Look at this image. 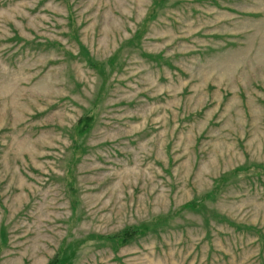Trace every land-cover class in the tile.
Instances as JSON below:
<instances>
[{
  "label": "rangeland",
  "instance_id": "obj_1",
  "mask_svg": "<svg viewBox=\"0 0 264 264\" xmlns=\"http://www.w3.org/2000/svg\"><path fill=\"white\" fill-rule=\"evenodd\" d=\"M55 257L264 264V0H0V264Z\"/></svg>",
  "mask_w": 264,
  "mask_h": 264
},
{
  "label": "trees",
  "instance_id": "obj_2",
  "mask_svg": "<svg viewBox=\"0 0 264 264\" xmlns=\"http://www.w3.org/2000/svg\"><path fill=\"white\" fill-rule=\"evenodd\" d=\"M81 120L83 121V124H82L81 128L79 129V133H83V131L85 129H87L88 123L91 122V119L87 118V117H85ZM81 120L79 122H81ZM136 236H138V233H136L135 231L125 230L120 235H117L114 238V240L118 241L117 243H119V244L120 243L125 244L126 242H128V240L133 239ZM48 264H62V263L59 262L58 257H55V258L51 259Z\"/></svg>",
  "mask_w": 264,
  "mask_h": 264
}]
</instances>
